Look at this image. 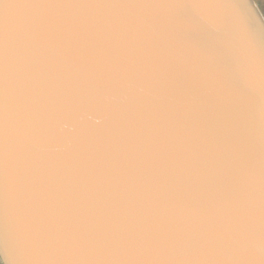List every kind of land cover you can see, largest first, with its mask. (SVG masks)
<instances>
[{
  "label": "water",
  "instance_id": "95a60500",
  "mask_svg": "<svg viewBox=\"0 0 264 264\" xmlns=\"http://www.w3.org/2000/svg\"><path fill=\"white\" fill-rule=\"evenodd\" d=\"M0 261L264 264L251 0H0Z\"/></svg>",
  "mask_w": 264,
  "mask_h": 264
},
{
  "label": "crops",
  "instance_id": "0c3cea01",
  "mask_svg": "<svg viewBox=\"0 0 264 264\" xmlns=\"http://www.w3.org/2000/svg\"><path fill=\"white\" fill-rule=\"evenodd\" d=\"M251 2L264 23V0H251ZM0 264H2L1 261Z\"/></svg>",
  "mask_w": 264,
  "mask_h": 264
}]
</instances>
